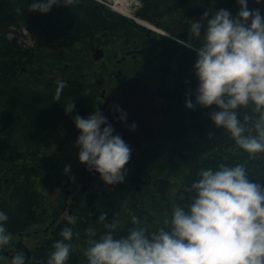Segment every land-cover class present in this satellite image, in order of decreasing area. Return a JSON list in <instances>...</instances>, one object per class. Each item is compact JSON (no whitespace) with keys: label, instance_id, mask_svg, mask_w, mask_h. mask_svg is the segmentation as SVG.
Here are the masks:
<instances>
[{"label":"trees","instance_id":"obj_1","mask_svg":"<svg viewBox=\"0 0 264 264\" xmlns=\"http://www.w3.org/2000/svg\"><path fill=\"white\" fill-rule=\"evenodd\" d=\"M106 1L77 0L41 15L29 11L31 0H0V211L8 215L9 232L24 229L32 220L33 209L42 205L33 192L31 178L37 174L28 168V160L39 161L44 189L51 170L56 174L63 166L60 158L69 139L60 137L58 131L71 128L76 114L92 112L101 90L93 79L109 76L115 56L143 50L141 65L134 72H123L124 77L145 81L139 71L153 67L161 83L170 85L173 80L172 90L163 95L165 111L157 139L134 156L123 183L108 186L101 181L80 203L67 264H86L85 229L93 227L100 235L104 228L96 219L102 213L110 221L115 219L117 235L132 227L131 215L150 229L164 227L172 205L187 202L188 186L200 168L243 164L249 177L264 185V154L249 157L226 131L212 124L213 109L195 106L194 100L197 42L191 37L190 21L203 24L205 10L209 16L221 8L235 15L237 0H137L141 8L136 17L171 38L148 33L133 20L111 11L104 5ZM247 6L258 8L264 16V3L248 0ZM22 29L31 44L20 43ZM173 36L189 40L194 47L178 45ZM97 48L105 51L100 62L94 61L91 52ZM57 81L65 85L59 99L54 98ZM186 99L193 101V109L185 107ZM68 103L75 104L71 114L63 108ZM52 145L58 146L59 152L55 164L48 153ZM133 177L145 184L141 191L131 183ZM56 239L58 233L43 242L25 264H46Z\"/></svg>","mask_w":264,"mask_h":264},{"label":"clouds","instance_id":"obj_2","mask_svg":"<svg viewBox=\"0 0 264 264\" xmlns=\"http://www.w3.org/2000/svg\"><path fill=\"white\" fill-rule=\"evenodd\" d=\"M77 0H31L29 11L48 14L54 6L69 7ZM264 3V0H256ZM239 10L211 13L205 10L200 21H190L196 46L175 39L178 45L195 48L193 65L197 81L195 106L213 109L212 124L226 131L249 157L264 154V16L250 9L248 0H237ZM57 81L54 98L64 88ZM185 107L193 109L191 99ZM71 114L75 104L63 107ZM121 123L127 114L115 106ZM78 130L75 144L78 160L86 170L98 174L108 186L123 183L131 149L98 110L86 117L73 116ZM135 130V123L129 125ZM65 173L70 166H65ZM71 178V177H70ZM186 203L173 204L164 227L150 229L136 215L132 227L117 235L118 225L106 214L96 219L104 231L85 229L86 264H264V185L249 177L243 164L200 168L188 186ZM8 215L0 211V252L9 246ZM73 229L64 226L52 244L46 264H67L72 249ZM10 264H25L17 252Z\"/></svg>","mask_w":264,"mask_h":264},{"label":"flooded vegetation","instance_id":"obj_3","mask_svg":"<svg viewBox=\"0 0 264 264\" xmlns=\"http://www.w3.org/2000/svg\"><path fill=\"white\" fill-rule=\"evenodd\" d=\"M129 52H125V55L121 54L119 57L115 56L116 64L110 70L108 77L102 76L98 79L94 77L93 84L96 83V85L101 87V90L99 96L98 93L96 94V97L98 98L95 99V105L92 109V112L96 109L99 110V108L104 105L107 96L116 87V80L114 81V79L116 72L118 71L117 65L126 62L130 58L133 61L134 67L141 65L139 55L136 58H133V55L136 52L134 54L130 52L131 54L128 55ZM119 60L121 63L117 64ZM172 82L173 80H170V85H167V83H161V77L158 74L155 82L153 84H149L153 90H157L156 101L158 104H164L163 95L165 94V91L172 90ZM104 83L107 84L108 88H105ZM102 95H104V97H102ZM91 113L88 112V114ZM88 114L83 115L82 117H86ZM58 134L60 137H67L69 139L67 144L63 147L65 148V151H68L69 153L71 152L73 155L78 156V148L75 144V141L79 133L75 128L74 123L69 129L61 127L58 131ZM148 145L150 144H144L141 151L146 150L148 148ZM57 150L58 146L52 145L48 151V153L51 154V159L53 160L54 164L58 163L59 160V152ZM64 154L62 155L64 156ZM37 158L40 159V155ZM28 161L30 163V166H28V168L32 172L35 171L37 174L33 175L31 180L34 186L33 192L36 191V195L40 196L42 205L39 208L33 209L34 211L32 220L26 224L27 226H25L24 229L17 232H10L11 240L9 242V246L6 247L2 252H0V264H10L11 256L17 252L23 254L25 260L30 259L33 254L39 250L40 245L43 242H47L56 233H59L61 228H63L64 226H74L76 222L75 212L78 207H80V203L84 202V199L87 198L89 192L93 191L97 183L101 182V180H99L94 184L93 189L88 190L85 193H80V189L82 187L80 183V171L83 165H76L73 168L72 173H65L63 176L64 178L60 180L57 179L56 176L58 172L56 171V174H54V170H51L50 179L48 180L46 187L43 189L40 184L42 180V178H40V176H42V168L39 161H35V159H29ZM52 175L54 176L52 177ZM127 175L128 174H126V176ZM73 176L77 177L76 181L73 180ZM4 182L7 184L8 180L5 179ZM144 186L145 184L142 183H140V185L135 183L134 185L135 189H137L138 191H141ZM40 235H42V237L37 240L38 236Z\"/></svg>","mask_w":264,"mask_h":264},{"label":"water","instance_id":"obj_4","mask_svg":"<svg viewBox=\"0 0 264 264\" xmlns=\"http://www.w3.org/2000/svg\"><path fill=\"white\" fill-rule=\"evenodd\" d=\"M141 8L137 0H131L130 12L135 15L136 10ZM127 17V16H126ZM134 20L135 23L145 27L143 23L135 19L133 16L127 17ZM153 26V25H150ZM154 29L145 27L149 33L156 32L163 36L171 38L159 28L153 26ZM93 59L98 62L104 59L105 53L103 49H93ZM139 51L138 54H142ZM136 55H134V58ZM121 63L118 61V64ZM121 71L117 72L116 79L118 85L107 96L106 101L99 111L107 118L114 129V134H119L131 149L130 160L125 166L126 174L129 171L134 156L140 152L144 144L154 142L160 132L162 123V114L165 111L164 104H158L156 101L157 90H153L148 84L144 83L138 77H130L124 81L120 80ZM104 97V95H102ZM115 106H119L124 113L127 114L125 123H121L119 114L114 111ZM135 123V130H130L129 125ZM99 180V176L95 172L86 170L85 166L80 171V183L82 185L80 193H85L94 188L95 181ZM138 182L137 177L131 179V183Z\"/></svg>","mask_w":264,"mask_h":264},{"label":"rangeland","instance_id":"obj_5","mask_svg":"<svg viewBox=\"0 0 264 264\" xmlns=\"http://www.w3.org/2000/svg\"><path fill=\"white\" fill-rule=\"evenodd\" d=\"M104 5L107 6L111 11L118 12V13L121 14V12H119L116 9V8H119V7H117L115 5L114 0H107ZM130 20H132V19H130ZM21 33H22V37L19 38L20 43H22L24 45L31 44V41L29 39V36H28L27 31L25 29H22L21 30ZM117 69L121 71L120 80L126 79V77H124L123 72H125V73H131V72H134L135 71L134 70L135 67L133 65V61H132L131 58L128 59L126 62L117 65ZM137 70H140V69H137ZM139 72H141L142 75H144L145 82L148 83V84H150V83L153 84L155 82V79L158 77V72H156V70L153 67L146 68V70H144L143 72H142V70L139 71ZM129 77H131V76H129ZM61 158H62L61 160L63 162V166L61 167L62 168L61 171L56 174L57 179H59V180L64 178L63 177L64 174H65L64 168H65L66 165L67 166H70V172L69 173H72V170H73V168L76 165L77 166L78 165H82L79 162V160H78V156L73 155L71 152L69 153L68 151H66V153L64 154V156L62 155ZM73 180L76 181L77 180V177L76 176H73ZM137 184L140 185L139 182H137ZM41 237H42V235L38 236L37 240H39ZM33 243H34V241H33Z\"/></svg>","mask_w":264,"mask_h":264},{"label":"bare ground","instance_id":"obj_6","mask_svg":"<svg viewBox=\"0 0 264 264\" xmlns=\"http://www.w3.org/2000/svg\"><path fill=\"white\" fill-rule=\"evenodd\" d=\"M114 3L117 7L119 8H116L119 12H121V15L123 16H133L135 19H137L138 21H140L141 23H143V25H145V27H148V28H151V29H154L153 26H150L149 23H147L146 21H143V20H139V18H137L135 15H132L131 12H130V3H131V0H114ZM118 13V12H117ZM120 14V13H119ZM93 50V49H92ZM91 50V52L93 53V51Z\"/></svg>","mask_w":264,"mask_h":264}]
</instances>
